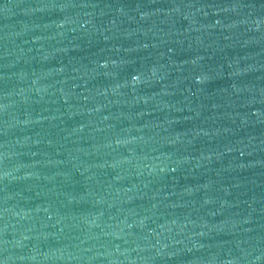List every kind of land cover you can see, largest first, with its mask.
Segmentation results:
<instances>
[{"label":"water","instance_id":"95a60500","mask_svg":"<svg viewBox=\"0 0 264 264\" xmlns=\"http://www.w3.org/2000/svg\"><path fill=\"white\" fill-rule=\"evenodd\" d=\"M0 264H264V0H0Z\"/></svg>","mask_w":264,"mask_h":264}]
</instances>
